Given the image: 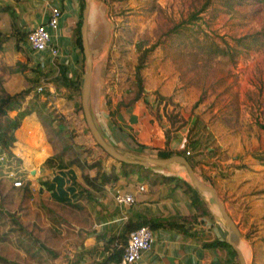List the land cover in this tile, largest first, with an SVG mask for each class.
I'll use <instances>...</instances> for the list:
<instances>
[{
  "label": "rangeland",
  "instance_id": "1",
  "mask_svg": "<svg viewBox=\"0 0 264 264\" xmlns=\"http://www.w3.org/2000/svg\"><path fill=\"white\" fill-rule=\"evenodd\" d=\"M223 2L92 0L88 35L94 93L102 86L108 100L132 101L139 90V57L147 54L140 74L143 93H158L167 101L172 115L184 112L198 116L199 127L191 139L197 141L202 133L206 137L193 148L188 147L192 151L190 163L203 181L221 191H217L219 198L227 203L226 209L243 235L240 248L247 263L264 264V164L257 158L264 154V0H235L232 8ZM253 34L263 44L233 49L235 57L209 56L195 42L198 39L229 49L236 46L237 38ZM83 56L78 66L81 88L74 101L67 103L68 119L65 114L55 116L67 124L72 134L70 157L85 181V172L96 177L101 168L111 169V163L120 162L98 146L80 109ZM43 69L46 72L39 71L40 79L48 76V82L55 83L56 72L48 66ZM27 82H32L34 88L39 84V80L28 78ZM32 94L40 96L34 91ZM48 138L54 139L56 155L67 159V139L60 142L53 132ZM212 171H216L220 183L204 179L205 172ZM165 173L192 184L188 170L181 164H173ZM30 179L27 171V184L20 193L9 181L0 182V264H67L71 252L67 243L75 249L77 246V240L67 236L73 226L72 221L67 222V209L83 215L87 196L68 206H55L47 199L35 202L25 190ZM201 193L225 225L212 194ZM233 259L240 264L234 255Z\"/></svg>",
  "mask_w": 264,
  "mask_h": 264
},
{
  "label": "crops",
  "instance_id": "2",
  "mask_svg": "<svg viewBox=\"0 0 264 264\" xmlns=\"http://www.w3.org/2000/svg\"><path fill=\"white\" fill-rule=\"evenodd\" d=\"M81 3L82 0H0V45L3 47L0 49V65L4 66L3 70L0 68V88L13 95L33 87L32 82L28 84L27 78L30 81L40 79L39 71L46 72L43 69L45 65L55 71L49 54L35 51L27 36L39 23L48 21L51 6H58L63 11L55 42L62 53L68 56L67 64L62 65L59 75L53 74L55 83L49 82L44 93L36 92L35 87L20 98V107L10 111L9 118L19 122L10 149L20 157L25 169L31 174L25 189L29 199L35 202L47 199L55 206H68L87 196L83 215H75V212L67 209V222L72 221L73 225L69 232L67 230V236L71 235L70 239L77 240L76 249L67 243V248H71L67 254V264L103 262L115 249L122 247L116 238L124 233L129 221L138 225L148 220L169 221V224L152 228L156 241L136 264H236L227 247L206 246L214 239L226 240L227 228L218 221L204 195L189 187L188 181L183 182V179L172 173L166 175H172L175 179L164 181L160 176L162 174L154 168L123 175L120 165L115 164V178L104 185L99 178L96 180L98 189L91 188L79 175V166L71 159L69 147L67 159L62 154L56 155L54 139H49L48 134L53 132L62 143L67 139V144H70L72 139L67 124L55 114H65L67 118V103H72L78 92V89L68 88L64 80H58V77L66 68L67 78L79 79L81 53L77 45L76 27ZM92 6L91 3L89 21ZM93 11L96 14L95 6ZM99 88L94 93L92 80L91 107L95 122L106 140L122 151L167 158L171 153L193 148L206 137L202 133L196 138L197 141H193L191 134L199 127L198 116L179 112L176 113L178 120L172 122L171 116L175 114H171L167 101L152 90L142 93L136 100L121 104L108 100L102 93V86ZM33 91L40 96L36 97ZM51 108L55 109V113ZM173 164L165 170H170ZM203 177L211 183L215 180L221 182L216 171L205 172ZM26 184L13 188L20 193ZM142 185L145 186L144 190H140ZM117 188L133 193L136 202L131 206H119L113 195ZM194 196L199 199L201 206L193 203ZM124 214L127 219L123 218Z\"/></svg>",
  "mask_w": 264,
  "mask_h": 264
},
{
  "label": "trees",
  "instance_id": "3",
  "mask_svg": "<svg viewBox=\"0 0 264 264\" xmlns=\"http://www.w3.org/2000/svg\"><path fill=\"white\" fill-rule=\"evenodd\" d=\"M221 1H225L223 3H225L226 6H228L229 8L233 7V1L235 0H221ZM85 8V1L82 0L81 3V12L83 11V9ZM82 19H83V15L82 13H80V17L79 20L77 22V27H76V35H77V45L79 47L80 53L83 56V46H82V40H81V26H82ZM2 35V33L0 32V36ZM184 35V34H181ZM197 41V47L201 50V52L203 53H207L209 56H219V55H224V56H231V57H235L236 55L233 53V49L236 48H246V49H251L253 46H256L258 44H263V41L261 40L260 37H258L257 34H253V35H246L240 38H237L235 40L236 42V46L232 47L229 46L228 47H221L219 45H213V44H206V43H202L200 42L198 39H195V42ZM0 49L2 50L3 47L0 45ZM147 52V51H146ZM146 58H147V54L143 53L141 55V57H139V63L137 65V76L138 78V84H139V90L137 92V94L135 95V97L133 98V100L138 99L142 93H143V85H142V81H141V70L144 69L145 67V62H146ZM82 60H85V57H82ZM62 75L58 77V80H64V84L70 88V89H78L80 90L81 88V82L80 79L78 80H73V79H69L66 77V72L67 69L64 68L62 70ZM40 82V79H37L36 81ZM34 87H29L26 90L21 91L18 94H10L7 93L4 89L0 88V143H2L3 147L9 151L10 153L12 152L10 147L12 146V144L15 141V136H14V131L18 128L19 122L11 120L9 118V112L16 109L17 107H20V98L25 97L26 95H28L31 90H33ZM121 104H125L124 102H120ZM80 109H82V107H80ZM31 112V110H29V113ZM178 116H171V120L172 122H175L176 120H178L177 118ZM99 146V145H98ZM67 147H69V149H71V147L69 146V144H67ZM175 154H180V155H184L186 156L189 161H190V157L186 155L185 150L184 151H178L175 152ZM174 153L169 154L168 157L175 155ZM107 156H109L107 154ZM110 157V156H109ZM258 159L261 160V162H263L264 164V154L260 155L259 157H257ZM73 162L76 163V161L73 160ZM120 164V169L122 171L123 175H129L131 173H134L138 170H142V171H148L150 170V168H146L140 165H132V164H128V163H119ZM81 166H83L82 164H80ZM115 165L112 166V168L110 170H106V169H100L97 172L96 177H90V175L88 173L85 172L84 177H85V182L90 185L93 186L95 188L98 189V186L96 184V180L99 179L102 185H104L106 182H110L113 178H115ZM164 181H173L175 179L174 176L172 175H160ZM189 187H191L193 190L196 191V189L189 184ZM84 191H87L86 189H83ZM67 202V201H66ZM193 203L197 206H201V204L199 203V199L194 196L193 197ZM203 207V206H202ZM148 223V224H147ZM163 224H169V221H147L146 223H140V224H134L132 221H129V223L127 224L125 231L123 234H121L119 237H117L116 239H118L122 245V247H120L119 249H115V251L109 256L107 257L103 262L98 263V264H105L107 262H116L119 263L122 259L123 253H124V246L127 244L128 242V234L131 232V230L141 226V225H150L151 228H158L161 227ZM206 246L209 248H217V247H227L228 249H230L231 254L234 255V257H237V252L234 250V248L226 242L225 239H214L211 242L206 243ZM239 262V259L237 260Z\"/></svg>",
  "mask_w": 264,
  "mask_h": 264
},
{
  "label": "built area",
  "instance_id": "4",
  "mask_svg": "<svg viewBox=\"0 0 264 264\" xmlns=\"http://www.w3.org/2000/svg\"><path fill=\"white\" fill-rule=\"evenodd\" d=\"M63 11L58 6H51L49 9V19L47 22H41L28 32V42L31 47L39 53H48L51 57V65L56 71V75L60 74L62 65L67 64L68 56L64 55L55 42V33L60 27V20ZM46 67V65L44 66ZM43 67V68H44ZM49 77L43 76L39 85L35 88L38 93H44L49 83ZM187 156L192 155V151H185ZM154 170L162 175H166L165 169L154 168ZM25 169L20 157L7 151L2 143H0V182L9 181L14 187L20 188L25 184ZM145 186H141L140 190H144ZM114 199L119 206H131L136 202L133 193L125 192L120 188L113 191ZM127 219V215H123ZM156 235L149 225H141L131 230L127 244L124 246V253L119 264H136L145 251L152 249Z\"/></svg>",
  "mask_w": 264,
  "mask_h": 264
},
{
  "label": "water",
  "instance_id": "5",
  "mask_svg": "<svg viewBox=\"0 0 264 264\" xmlns=\"http://www.w3.org/2000/svg\"><path fill=\"white\" fill-rule=\"evenodd\" d=\"M85 8L83 9V19L81 26V40L85 57V74L82 84V108L87 125L96 141V143L108 154L111 158L120 163H128L132 165H140L146 168L166 169L170 164L178 163L184 166L189 173L191 183L199 192L212 194L220 212L223 222L227 228L226 242L229 243L237 252L240 264H248L246 258L240 248L242 233L239 226L235 223L233 217L229 214L225 204L220 200L217 190L214 186L203 181L197 174L195 168L190 163L189 159L180 154H175L167 158H157L153 156L136 155L127 151H122L109 143L103 136L97 126L91 107V87L93 78V56L89 43V14L92 0H84Z\"/></svg>",
  "mask_w": 264,
  "mask_h": 264
}]
</instances>
